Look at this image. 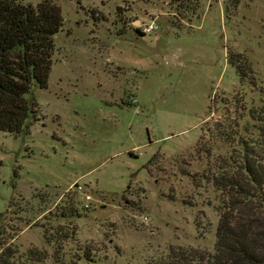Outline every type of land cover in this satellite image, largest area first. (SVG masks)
I'll use <instances>...</instances> for the list:
<instances>
[{"label":"rangeland","instance_id":"obj_1","mask_svg":"<svg viewBox=\"0 0 264 264\" xmlns=\"http://www.w3.org/2000/svg\"><path fill=\"white\" fill-rule=\"evenodd\" d=\"M50 1L63 24L47 86L27 95L26 128L0 131V251L55 264L49 210L75 194L70 247L94 264L211 252L223 198L212 177L234 164L233 125L260 139L264 0ZM228 52L247 58L249 78ZM31 249L47 257L25 263Z\"/></svg>","mask_w":264,"mask_h":264},{"label":"trees","instance_id":"obj_2","mask_svg":"<svg viewBox=\"0 0 264 264\" xmlns=\"http://www.w3.org/2000/svg\"><path fill=\"white\" fill-rule=\"evenodd\" d=\"M62 24L61 11L50 0L34 5L20 0H0V131L19 133L26 128L34 112L27 95L33 87L47 86L53 34ZM228 63L240 79L250 77L251 68L243 54L228 52ZM259 113L255 119L262 124L260 139H244L234 124L232 137L237 144L232 146L234 164L231 168L222 167L212 177L214 186L223 194L217 206L213 250L181 249L155 264H264L263 107ZM219 137L230 142L229 132ZM80 204L75 194H71L63 205L57 203L55 210H49L51 219L57 223L45 228L44 235L53 246L55 264L95 263L89 250L70 247L71 240H76V230L65 224V220L79 215ZM17 253V248L6 245L0 251V264H23ZM46 257V252L31 249L24 261H42Z\"/></svg>","mask_w":264,"mask_h":264},{"label":"built area","instance_id":"obj_3","mask_svg":"<svg viewBox=\"0 0 264 264\" xmlns=\"http://www.w3.org/2000/svg\"><path fill=\"white\" fill-rule=\"evenodd\" d=\"M77 187H79V186H77ZM85 198H86V199H89V198H90V196H89V195H86V196H85Z\"/></svg>","mask_w":264,"mask_h":264}]
</instances>
